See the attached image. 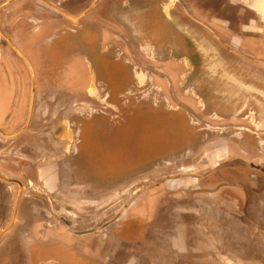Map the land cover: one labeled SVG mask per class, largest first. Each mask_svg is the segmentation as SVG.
<instances>
[{"label":"crops","instance_id":"1","mask_svg":"<svg viewBox=\"0 0 264 264\" xmlns=\"http://www.w3.org/2000/svg\"><path fill=\"white\" fill-rule=\"evenodd\" d=\"M60 1L0 0V11L15 2L9 9L25 6V16L35 21L27 29L26 39L21 41L3 18V26L9 27L8 30L0 27V36L6 37L13 49H23L29 58L33 59L34 51L38 49H47L49 53L50 47L46 43L55 32L56 24L54 26L50 21L37 19L36 14L27 7L33 5L40 14L46 11L58 19L59 15L53 12L51 5ZM205 1L209 5L206 7L216 11V8L212 9L218 6L215 0ZM101 3V0H97L89 11L92 12L86 13L90 21H93L95 15L102 14L100 11L105 4ZM244 3L248 9L257 11L255 15L264 16V0H248ZM195 6L191 7V11L205 21ZM81 10L74 9V13L78 14ZM240 14H244V9H241ZM95 20L100 21L99 18ZM258 31L250 29L243 33L246 41L242 46L247 52L259 53L264 47V36L257 35ZM9 32L19 44H14L11 35H6ZM78 47L80 49L82 46L79 44ZM11 56L17 58L11 48L0 41V129L10 135L0 134V174L23 180L26 186H32L36 203L30 204V199L23 200L21 195L18 201L9 202L11 209L18 208V213L13 228L9 227V221L0 224V264H29L30 260L34 264L40 257L39 248L52 251L53 245L57 252H63L62 247L71 248L79 251L83 259L99 264H204L203 259L206 262L210 260L212 264L251 263V252L220 248L209 251L210 248H204L202 242H250L253 239L251 230L259 233L257 228L264 226V127L250 128L244 120L251 116L245 118V113L236 117L237 121L231 117L225 119L229 115L224 119L217 117L220 119L217 121H226L219 122L221 124L233 121L240 126L216 129L206 122L211 127L210 132L203 134L208 137L207 141L201 149L196 148L189 158L193 163L189 168H192L190 171L193 175L187 177V168H183L187 167L188 159L184 158L185 166L182 160L176 162L175 166H169V161L150 174L158 171L168 173L155 175L146 184L136 182L150 174L129 176L127 181L123 180L113 188L115 190L119 187L114 203L111 200L100 205L101 201L89 195V182L84 186L78 184L70 188H59L58 185L63 183L59 179V161L69 156L67 150V155H62L61 151V146H67L71 137L70 133H65L69 130L74 132L71 124H74L75 114L86 109L74 108L79 95L74 91L72 81L78 75L79 67H90V62L86 64L78 59L71 75L63 78L57 76V70L52 73L54 70L50 66L48 89L45 88L46 92H40L35 97L36 80L41 82L47 79L44 74L49 72H45L47 66L33 59V64L22 65L26 76L18 99L17 93L14 95L12 91L9 68L3 63L4 57ZM28 67L33 77L32 95L28 89L31 80ZM36 73L39 75L37 78ZM54 75L63 79L61 86L55 82ZM43 94L47 96V104L56 108H42L46 97ZM62 102L67 105L57 108ZM87 109L93 112L103 108ZM261 117L264 118V115ZM41 142L48 144V151L40 146ZM234 144L239 148L237 156L242 159L230 155V147ZM232 165L233 169L224 171ZM171 169L175 172H171ZM73 175L77 177L78 173ZM131 200L128 210L122 215V210ZM33 216L46 218L52 226L45 227L43 219L36 220ZM210 232H213V238H210ZM262 237L259 236L258 240ZM259 256L264 254L259 253ZM51 260H47V264H51ZM259 264H264V260L260 259Z\"/></svg>","mask_w":264,"mask_h":264},{"label":"rangeland","instance_id":"2","mask_svg":"<svg viewBox=\"0 0 264 264\" xmlns=\"http://www.w3.org/2000/svg\"><path fill=\"white\" fill-rule=\"evenodd\" d=\"M179 1L176 2V4L179 3ZM105 2L102 3V5H104ZM169 4L168 8L172 6L171 0ZM144 5L145 4H142L140 1L137 3L136 0H133V2L128 3L123 8L124 11L121 12V14L125 12L126 15H128V13L131 14L133 12L138 15H146L144 19L140 17L141 20L138 21L140 24L137 25L139 28L137 27V29L148 32L149 37L156 41L155 49H147L148 47L139 36L135 38L136 40H133V44H123L120 41L121 35L126 37H131V35L127 29L123 28L124 26L120 23L119 25L112 17L108 18L104 25H98L104 40L102 46L105 47L109 45L108 42L116 41L121 50V52L119 49H110L108 52L104 51L106 56L110 57L111 62L115 61L114 58L116 57L122 58L125 61L123 65L110 63L102 66V70H100L101 76L98 75V66L96 67L91 63L90 68L92 73L97 74L91 86L93 85V87H95L97 95L90 99H84L85 103L91 105V108L95 106V108L107 107L103 108L106 112V114H104L106 115V119L98 121L97 111L95 114L91 112L90 123L87 126L88 148H91L92 151L96 153L87 156L100 159L98 162L90 161L89 168H87V170L91 171L90 177H88L90 186L89 195L101 201L100 205H105L118 197L117 191L119 187L115 188V190L113 188L117 184L123 182V180L119 177V174L116 176V172L124 171L125 178L130 173L135 176H139L142 173L148 175L157 167V163L163 162V158H166V160H171L173 163H178L179 160H182L184 161L183 166H185L187 162V167H183L187 168V177L193 175V172L191 173L190 171L192 168L189 169L193 166V163L189 161V158L193 155L196 148H198V150L201 149L200 147L207 141L208 137L203 134L210 132V129H207L204 123L208 122L216 129L227 128L229 126H240L239 123L221 124L217 121L220 120L217 119V117L224 118L227 115L229 116L225 119L231 117L232 120L237 121L238 119L235 118L239 117L241 113H244L242 108H228V106H231V100L240 102L244 100V97L237 95V93L241 91L240 88L230 80V77L233 76L231 74L245 75V77L255 76L264 80V70L262 68H258V66L250 62L236 58H232V62L238 70H235L233 68L234 66L226 68L220 62L216 64L214 61H211L210 57H212L213 52H210L209 48L208 50L206 49L207 55L201 52V49L198 48L196 44L189 45L188 43H183L180 35L175 32L173 34L171 30L168 32L169 37L167 39L168 41H166L165 31L167 28L163 26L165 21L164 18L159 15L161 13H158V9H149L148 7H143ZM127 7L130 9H127ZM173 8L174 7L170 9ZM118 11L119 10L116 11V14ZM111 28H114V33L109 31ZM95 38L96 36L93 35V37L88 40L92 48H95L98 44ZM160 41L163 42L158 43ZM202 44L205 43L203 42ZM84 45L80 49L77 45L73 46L71 44L68 48L65 46L64 49H60V59L58 61L62 63L52 66L51 68L54 70L52 73L57 72V76L62 78L69 74L71 75L76 65L75 63L79 58L76 53L84 51ZM205 45L207 46V44ZM65 51L69 53L66 56L63 54ZM97 52H99V49ZM247 56L256 60H264V53L261 52L256 53L248 51ZM150 58L152 60L156 58L157 62L162 63L152 64L149 62ZM193 59L197 60V68L190 65ZM116 60L120 61V59ZM174 61L184 62V65L180 67L177 65L174 66ZM66 68L67 70H65ZM55 70L57 71L55 72ZM62 78L59 79V77L57 78L56 76L54 78L55 82H57L58 85L60 84L59 86L63 83ZM95 98H98L101 102ZM197 103L203 105V108H198ZM64 105L67 104L64 102ZM77 105L78 103H76L74 108H76ZM83 106L84 104H82L81 101L80 107L78 108H83ZM110 108H117L125 113H123V115L108 113L110 112ZM239 111L241 113H238ZM118 115H120V117ZM132 115L134 117L132 119L129 118ZM124 116L128 118H124ZM111 117H113L112 120H109ZM124 119H127L126 121L128 123L135 120L133 122L135 126L126 131L130 132V135L131 132H133L135 136L132 138L135 139H130L127 145L126 139L121 141L119 140L121 136L117 135V138L115 140L113 139L111 143L109 141L107 142L109 138L114 137V135L108 133V128H118L122 125ZM202 121L204 123H202ZM201 128L203 129L201 130ZM201 131H203L202 134ZM226 136H232V134H226ZM153 142H155V144L152 147ZM103 145H105L104 148ZM231 146L230 155H234L237 159H242L237 156L239 150L238 146L236 144ZM121 154L129 158L127 167H125L124 170L121 169L122 167L115 168L113 167L115 164H112L116 162L115 159ZM184 158L188 159V161L186 160L185 162ZM235 165L237 166V164ZM233 166L234 165L228 167V169L224 171L233 169ZM105 169H107V171H105ZM174 169H171V172H175ZM163 173L166 174L168 172L158 171V173H152L138 179L136 183L146 184L153 179V176L158 174L162 175ZM105 181H109V184L105 183ZM120 195L123 196L124 194ZM17 213L16 209H13L10 225L12 228L15 224ZM248 218L250 219L249 215ZM257 229L259 233L257 230L255 232L253 229L251 230V238L253 239L250 240V242H238V248L246 250L244 252L252 251L250 264H259L260 259L264 260V257L259 256V252L264 253V226ZM211 235H214L213 232H210V238H213ZM259 236L263 237L258 240ZM222 242L226 243V241ZM218 243H220L219 240ZM202 246L204 248H210L209 251L216 247L214 242L210 241H207V243L202 242ZM230 247L231 246H227L230 250L233 249ZM39 249L41 253L40 257L35 261L36 264H43V262L47 264L46 261L50 259H52V262H50L51 264H84V261L87 264V260L83 259V256H79V251H73L71 248L62 247L63 252H57L55 245H53L52 251H48L44 247ZM60 255L63 258H61ZM203 261L204 264H212L210 260L206 262L203 259ZM246 262L249 263V261Z\"/></svg>","mask_w":264,"mask_h":264},{"label":"flooded vegetation","instance_id":"3","mask_svg":"<svg viewBox=\"0 0 264 264\" xmlns=\"http://www.w3.org/2000/svg\"><path fill=\"white\" fill-rule=\"evenodd\" d=\"M97 0H61L59 3L56 2L53 4L52 9L53 12H57L59 15V18L57 19L53 15H48L46 11H43V13H39L38 9L35 6H28L27 8L30 11H33L35 17L39 20L43 21H50L51 24H56L55 32L53 33L52 37L49 38V42L46 43L50 50L48 53L47 49H38L36 52L34 51L35 55L33 56V59H37L40 64H43L46 71L49 72L44 74V77L47 79L41 80V82L36 80V93L35 97L37 95H40V92H46L47 87L50 83V66L58 65L62 62L58 61L60 59L59 57V51L60 49L68 48V46L71 45H79L85 46L84 51L76 53L77 56H79L78 59H82L83 61L90 62L94 66H98V75L101 76L100 70H102V66L106 64H117V65H123L125 61L122 58H114L115 61L111 62L110 57L106 56L105 52H108L110 49H119V44L116 41L108 42L109 45L103 47L102 43H104L103 36H101L100 27L98 28V25L101 26V24H105L108 18L112 17L118 24L120 23L123 28L127 29L131 37H126L121 35L120 41L123 44H133V40L137 38V36L142 39L143 43L148 47L147 49H155L156 41L153 40L151 37H149L148 32H144L143 30H138L137 25L140 24L138 21L144 19V16L146 15H138L134 14L133 12L128 15L126 13H122L124 10L123 8L130 2H133V0H101L102 3L105 1V7L103 10L101 9L100 12L102 14L100 16L95 15V18L93 21H90L89 15L87 16L86 13L89 12L94 5V3ZM108 1V2H107ZM139 1L142 4H145L143 7H148L149 9H158V13H161V15L164 18V28H167L165 31L166 35V41H168V32L170 30L172 33H178L180 37L182 38L183 43L196 44L198 48L201 49V52H204L208 55L206 52V49L210 52H213V55L211 58V61H214L216 64L222 63L226 68L230 66H234L232 62V58H236L239 60L247 61L252 63L255 66H258V68H262L264 70V64L257 63L251 61L250 57L247 56V49H244L242 45L245 44V39L243 33L245 30H252L256 29L259 31L257 32V35H260L261 37L264 36V16L255 15L254 9H248L247 5L244 3V1L248 0H236V2H233V0H215L218 4V6L213 7L212 9L216 8V11L211 9L209 7L208 3L205 0H181L179 3H177L173 9H168V5H170V0H136L137 3ZM15 3V2H14ZM11 3V4H14ZM101 3V4H102ZM3 7L0 11V27L2 29L8 30L9 26H3V18L5 22L10 24V28L12 29V33L16 36V34L19 35V38L21 41H24L27 37V29L30 27L31 24H34L35 21L32 19H29L25 16L24 13L27 11L24 9L25 6L19 8V9H9L10 5ZM194 5H196V9L202 15V18L205 20H201L200 18H197V16L191 11ZM262 5V3H261ZM81 9V12L78 14L74 13V9L78 11V9ZM127 9H130L127 7ZM241 9H244V14L241 15ZM5 16H3V11H5ZM118 13L116 14V11ZM149 11V10H148ZM210 13V14H209ZM120 14V15H119ZM97 16V17H96ZM99 18L100 21H97L95 19ZM119 24V25H120ZM55 26V25H54ZM121 27V26H120ZM139 28V27H138ZM100 29V30H99ZM111 33H114V28L109 29ZM94 32V33H93ZM260 32V33H259ZM12 33H6V35L9 37L10 35L13 37ZM246 33V32H245ZM248 33V32H247ZM93 35L96 36L95 40L98 41L97 46L95 48L90 47V43L88 40L93 37ZM115 35V34H113ZM246 35V34H245ZM13 43L19 44L16 40H14V37L12 38ZM128 36V35H127ZM98 38V39H97ZM136 40V39H135ZM0 41L3 45H7L11 48L12 52L17 55V58L15 56H11V58L4 57L3 63L6 67L9 68V73L11 76L10 84L12 87L13 94L16 95L19 99V95L21 93V89L23 88V81L26 76L25 69L22 65L33 64V59L28 57L26 53H24L23 49L15 50L10 45L11 43L8 42V39L6 37L0 36ZM163 41H160L158 43H162ZM207 44V46L205 44ZM248 42V41H247ZM136 43V41H135ZM99 45V46H98ZM187 46V45H186ZM65 48V49H66ZM76 48V47H75ZM145 48V47H144ZM97 49V50H96ZM99 49V52H97ZM104 49V50H103ZM261 53H264V47L261 48ZM132 50V47H131ZM68 51V50H67ZM67 51H65V56L69 54ZM105 51V52H104ZM217 54H216V52ZM259 51V50H258ZM105 56H104V54ZM121 52V50H120ZM11 54V53H10ZM26 54V55H25ZM62 54V55H63ZM75 55V54H74ZM107 58V59H106ZM136 58V57H135ZM209 58V57H208ZM116 59H120L116 60ZM11 60V61H10ZM21 60V62L19 61ZM105 60V61H104ZM256 60V59H255ZM32 61V62H31ZM261 61L264 63V60H256ZM64 62V61H63ZM150 63H158L161 64L162 62H157V59H151L149 60ZM197 60H194L190 62V65L195 66L197 68ZM170 63V62H169ZM172 63V62H171ZM174 66L177 65L180 67L181 65H184V62L181 61H174ZM51 68V67H50ZM235 70H238L235 66L233 67ZM53 69V68H52ZM80 71L78 75H76L74 81L75 90L77 94L79 95L78 98V105L76 108L80 107V102L82 101V104H84L85 108L82 111H79L75 114V120L72 129H74V132L71 130L66 131L65 135H68L69 133V140L67 146H61L62 155L66 154L68 151L69 156L66 159H62L59 161V172L60 177L59 179L63 181V183L58 184L59 188H65V187H71L72 185H87L88 182V174L91 173L90 170H87L89 168L90 161L98 162L100 159L91 158L87 155L89 154H96L92 151V149L88 148V131L87 126L90 123V114L92 111H89L91 108V105L88 103H85L84 99H90L92 97H96V89L91 86L93 83V80L96 79L97 74H93L91 68L86 65L85 68L79 67ZM233 69V71H234ZM11 70V72H10ZM29 73L31 72L30 68L28 67ZM44 72V73H45ZM233 75V76H231ZM230 80L233 84H236L238 88H240L241 92H238L237 95L244 97L243 102L237 101V100H231V106H228V108H242L244 110V113L246 115L245 118L248 116L250 119H245L244 122L250 126V128H258L259 126L264 127V118L261 116L264 115V80L261 78H257L255 76H248L245 77L239 74H231ZM39 75L36 73V78ZM30 79L28 84V89L31 91L32 95V75L30 73ZM48 80V81H47ZM44 84V85H43ZM96 85V84H95ZM45 88H47L45 90ZM100 93V92H99ZM46 94V93H45ZM43 94V95H45ZM46 96V95H45ZM82 98V99H81ZM47 96L44 97V105L42 108H52L49 103L47 104ZM98 101H100L98 98H95ZM101 102V101H100ZM198 104V103H197ZM64 106V103L62 102L59 104V107L62 108ZM83 106V108H84ZM96 107V106H95ZM94 107V108H95ZM53 108H56L53 107ZM65 108V107H64ZM103 108H107L106 106ZM198 108H203V105L198 104ZM110 112L108 113H115V114H122L125 113L122 110H119L117 108H110ZM193 111V110H192ZM96 113V110H93L92 114ZM238 113H241L240 111ZM105 110H99L97 111V119L98 121H101L103 119H106ZM242 115V114H241ZM240 115V116H241ZM248 115V116H247ZM120 117V115H118ZM256 118L254 119V117ZM259 116V117H258ZM132 115L129 118H133ZM113 117H111L109 120H112ZM124 118H128L124 116ZM224 119V118H223ZM108 120V121H109ZM127 119H124L121 126H119L116 129L108 128V133L110 135H114L113 138H109L107 142L110 143L117 138V135L121 136L119 140L123 141L126 139V144L128 145V141L135 136L133 132H126L129 128L134 127L135 124L133 123L135 120H132L131 123H128L126 121ZM219 122H226L224 120H221ZM230 123H233L231 121ZM205 126L207 129L211 130V127L208 125V123H205ZM205 127V128H206ZM242 127V126H241ZM225 129V128H224ZM130 130V129H129ZM114 131V132H113ZM117 133V134H116ZM0 134L3 136H10L4 131L0 129ZM121 134V135H120ZM1 136V135H0ZM144 139V138H143ZM140 140V139H139ZM162 142V141H159ZM114 144L117 146V144L114 142ZM152 147L154 146L155 142L152 143ZM159 144V143H158ZM40 146L45 148V151H48V144L45 142H41ZM52 146V145H51ZM105 145H103L104 148ZM94 147V146H93ZM96 148V147H95ZM115 149V148H113ZM119 150V149H118ZM40 154V153H39ZM42 155V153H41ZM122 155V154H121ZM119 155L117 159H115L116 162H113L112 164H115L113 167H122L121 169L124 170L125 167H127V161L129 162V158H126L125 155ZM90 156V155H89ZM166 158H163V160ZM171 160H164L161 163H157L159 165H156L157 167H162L169 163ZM177 163L171 162L168 164L169 166L176 165ZM98 165V163H97ZM95 166V165H94ZM156 167V168H157ZM166 167V166H165ZM113 168V169H115ZM107 171V169H105ZM74 173H78V176H74ZM119 174V177L122 180H126L129 176H132V173H130L126 178L124 177V171L122 172H116ZM134 176V175H133ZM29 185V184H27ZM0 188L2 189L0 193V224L3 222H11L12 220V213L14 207H10L9 202L14 200L16 201L18 199V196L21 195L22 199H30V204H35V198L36 194L32 191V186H26L24 181H20L17 178H7L4 177L2 174H0ZM26 189H28V192H26ZM131 201H128L125 208L122 210L124 211L122 215L128 210L129 205ZM33 219L36 220H44L43 225L45 227H51V223L49 221H46V218L42 216H33ZM56 220V219H55ZM54 220V222H55ZM66 223V222H64ZM55 224V223H52ZM235 242V243H234ZM239 241H233L229 240L226 241V243H223L222 241L220 243L214 242L215 249H227V246H231L230 248H233L232 250L244 252L246 250L242 248H238ZM219 245V247H218ZM226 247H225V246ZM223 246V247H222ZM252 252V251H250ZM260 254H264L259 252ZM264 257V256H262ZM34 261V260H33ZM36 261V260H35ZM81 261V260H80ZM82 262V261H81ZM31 264V260L28 262ZM34 263V262H33ZM86 264V262H83ZM146 263V262H145ZM35 264V263H34ZM81 264V263H80ZM87 264H99V263H92L90 261H87Z\"/></svg>","mask_w":264,"mask_h":264},{"label":"water","instance_id":"4","mask_svg":"<svg viewBox=\"0 0 264 264\" xmlns=\"http://www.w3.org/2000/svg\"><path fill=\"white\" fill-rule=\"evenodd\" d=\"M172 1V6L170 7V8H172V7H174L175 6V4H176V2H178L179 0H171ZM170 8H168V9H170ZM18 207V206H17ZM17 209L18 208H16V213H17ZM16 216V215H15ZM15 219V218H14ZM13 224H14V222H13ZM10 228H12V226H10ZM10 230V229H9Z\"/></svg>","mask_w":264,"mask_h":264}]
</instances>
